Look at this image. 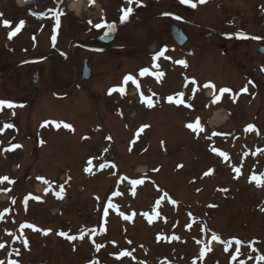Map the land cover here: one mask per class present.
<instances>
[{
	"label": "rangeland",
	"instance_id": "374dc122",
	"mask_svg": "<svg viewBox=\"0 0 264 264\" xmlns=\"http://www.w3.org/2000/svg\"><path fill=\"white\" fill-rule=\"evenodd\" d=\"M21 1L23 10H16L18 0H0V19L5 11L14 18L46 9L52 0ZM98 1L108 4L110 10H106L114 20L116 7L125 8L126 3ZM192 2L195 8L180 0H140L139 7L128 4L133 8L129 25L148 34L145 43L150 48L146 51L154 52L159 47L150 32L157 27L162 35L157 34L158 40L171 43V23L164 18H148L162 12L177 10L182 14L187 21L177 25L194 44L222 41L200 36L210 30L232 33L225 43V53L210 50L208 44L200 46L203 54L197 56L189 48L176 49L177 57H170L172 66L163 61L165 79L161 85L143 81L149 91L144 97L152 101V106L136 105L134 95L123 103L115 98L105 101L100 91L87 97L84 105L88 110L74 108L65 99L59 102L52 89L55 94L73 91L74 70L69 61V78L64 82L55 78L51 88L48 78L41 77L38 84L32 82L41 65H34L30 78L20 83L3 82V89L19 105L16 111L21 119L17 124L21 129L25 125L34 128L41 145L37 149L40 142L25 143L21 135L16 141L10 140L14 131H7L0 141V177L14 181L0 183L2 264H264L260 259L264 257V183L257 186L258 180H264V56L257 53V42L240 39L236 49L232 44L234 34L241 31L264 38V0ZM137 13L144 16L138 15L135 21L147 24L134 21L132 15ZM99 14L95 9L78 20L70 17L66 29L84 27L83 21L98 20ZM29 24L32 33L44 32L48 42L44 38V49L33 50L32 56L60 43L53 34L57 29L54 23L42 24L33 18ZM195 24L210 30L195 29ZM61 42L65 47L69 40ZM145 61L128 57L118 71L132 75L137 82L135 70ZM177 61H185L187 67ZM61 64L65 63L59 61ZM9 68L3 65L0 73L5 74ZM44 68L45 75L58 70L51 69L50 63ZM21 71L17 68L14 74H26ZM188 75L210 80L215 91L223 86L237 92L246 88L252 97L248 94L240 98L236 108L228 103L230 98L222 105L216 102L207 106L208 92L194 93L196 84L189 82ZM250 78L260 84L256 90L249 84ZM255 91L259 96L255 97ZM179 93H183L182 98ZM0 94L5 96L4 92ZM119 109L123 112L115 113ZM89 110L96 112V118L90 119ZM229 111L232 116L226 122ZM216 113L222 116V122L212 124ZM4 118L10 119L8 115ZM197 121L202 131L187 127ZM253 123L261 130L260 138L247 132ZM94 127L105 129L102 134L106 140L100 139L97 131L91 138H81ZM110 134L116 140H108ZM14 145L21 147L5 151ZM209 170L211 174L205 175ZM133 180L142 183L133 186ZM162 199L167 204L159 207ZM109 203L115 207L109 208ZM25 224L49 234L25 228ZM81 235L83 239L66 238ZM213 235L220 240H213Z\"/></svg>",
	"mask_w": 264,
	"mask_h": 264
},
{
	"label": "flooded vegetation",
	"instance_id": "af4514ba",
	"mask_svg": "<svg viewBox=\"0 0 264 264\" xmlns=\"http://www.w3.org/2000/svg\"><path fill=\"white\" fill-rule=\"evenodd\" d=\"M72 2L80 3L82 4V11L83 13L87 12H92V10L97 9L100 14L96 18H89L87 16L85 21H83L84 27H78L75 29H72L71 31L66 29L65 22L68 20V18L73 17V19L78 20V18H81L82 15L78 16L75 12L70 10V5ZM102 3V2H100ZM98 3L93 4L91 0H52L50 1L51 6H49L46 9H41L39 11H36L39 13V22L40 23H54V26L56 25V18H55V13L56 12H62L63 15L60 16V25L58 30L55 31L56 37L58 38L59 44H54L53 46L51 45V48L48 49L47 52L42 53L38 55L37 57H44L47 56L51 51L55 53L51 54L48 57L39 59L38 62L35 64V66H43L41 72L37 71L35 74L39 76V81L41 80V77L48 78L49 79V85L50 88L52 80L57 78L59 82H64L69 78V73H67V66L69 65V62L71 64V68L74 70V75H73V83L71 87H74L73 91L70 93H67L66 95H55L52 91L53 97L58 99L59 102L61 99H65L69 103H72V106L83 108L85 110H88V108L84 105V102L86 99L90 98L89 96L92 95L93 91H100V96L104 98L105 101L107 100H114L118 99L120 103H123L126 99H129V97L133 96L135 97V103L136 105H139L141 107H145V97L144 93H148V89H146L145 85L143 84V81L145 80L146 85H148V81H150L155 87H158L161 85L162 81L165 79L164 76L160 79H156L153 77L152 73L158 74V68L160 67H154V59H155V54L153 51H146V49L150 48V44H146L145 41H147V36L148 34L146 33H140L135 31L136 28L133 26L129 25L128 19L121 23V16L122 12L121 9H126L123 6H119V8L116 7V19H112L109 11L106 10L108 9V4H101V8ZM45 4V3H44ZM42 4V6L44 5ZM104 6V7H102ZM84 9V10H83ZM16 10H23L21 8H18ZM89 10V11H88ZM110 10V8H109ZM178 11L174 10V12L169 11V12H162L159 15L155 14V18L153 17H148L150 19H160L164 18L165 21H168V24L171 23L169 26V36L171 37L170 34V29L173 25H176L177 22V16H178ZM82 13V14H83ZM1 17L3 19H0V68H2L3 65L5 66H10L9 71L10 73H5L2 74L0 73V91L5 93L1 95L0 94V99H3L5 101H10L12 103L17 102L14 100L15 98L12 96H8V91L3 89V86L5 83L3 82H9L11 85L13 82H18L20 83L22 80L25 78H30L31 75V68L33 67L32 62H27V60H30L33 56V50H40L44 49L43 47V40L44 38L46 39L47 42V37L44 32H37L35 33L31 32L30 29V24L29 21L32 19L31 16L29 15V12L25 14V16H20V15H14L13 16L9 15V11L3 12ZM8 16H6V15ZM138 15H141L137 13ZM158 14V13H157ZM144 16V15H141ZM144 19V17L142 18ZM96 20V21H95ZM3 21H9L11 22V28L4 27L2 22ZM23 21V27L20 29V31L12 38H8V34L10 31L14 30L20 23ZM91 21V24L89 23ZM114 24L115 25V35L109 34L107 39H112L114 37L113 42L110 44H102L99 39L104 36L106 28H100L97 29L94 27V25L97 24ZM186 23V21H185ZM138 24H147L145 21H141ZM180 27V26H179ZM195 29H199L201 31L208 30V28L203 27L202 25H195ZM158 29H154L153 31L151 30L150 32L153 34V37L155 38V44L156 46L159 45L157 48V53H159V58L162 62H167L168 65L172 66L173 59L170 58L172 54H174L177 57L176 49L179 50H186L190 49L192 53H195V55H201L203 53L200 52L202 48L200 46L207 45L210 50L218 49L220 50V53H223V47L225 46L226 39H228V36L226 35L225 32L222 31H217L214 30L211 31L208 34L201 35V37H205L207 40L211 39H221L222 41L218 42H212L207 41L205 42L206 44H198V43H193L191 40V37H189V42L182 48L178 47L177 44L171 40V43H163L162 40H158L159 37H157V34L162 36L160 33V27H157ZM181 28V27H180ZM47 31H45L46 33ZM216 32V33H215ZM168 34V33H167ZM60 35V39H59ZM211 35V36H210ZM151 36V35H150ZM208 36L210 38L208 39ZM72 37V39H70ZM172 38V37H171ZM68 39L69 42L66 43L65 47H63L62 42L63 40ZM162 39V37H161ZM221 42V44L219 43ZM48 44V42H47ZM234 49H236V46L238 44H241L237 40H234L232 42ZM221 45V46H220ZM35 48V49H34ZM71 48L72 52L71 53ZM57 49V50H56ZM61 51H59V50ZM144 50L146 52H144ZM69 52V56L66 57L65 53ZM148 56V59L145 58L144 54ZM163 53V55H161ZM208 56V55H206ZM128 57H132L134 59H139V60H146L143 65L139 64L137 67L138 71L136 72L139 79L137 82L134 84L131 80L128 81L127 84L124 83L125 77L129 76V74H126L122 71L119 70V65L123 61H127ZM177 59V58H176ZM176 59L174 61H176ZM51 60V62L49 61ZM59 61H63L65 64L58 65ZM69 61V62H68ZM50 63L51 69L57 68V72L54 71V74L50 73L45 75L44 72H46L45 65ZM18 69L21 68V72H24L26 74H14V72ZM84 68L90 69L91 76L89 80H84ZM162 70H164V66L161 67ZM30 69V72L28 74V70ZM148 69V72L145 73L144 75H141L142 70ZM50 70V69H49ZM101 71V72H99ZM150 76L152 80H148L147 76ZM132 76V75H131ZM189 79V82L192 80H195L196 86L192 90L194 93H207L208 90L202 89L203 85L206 83H209L210 80H197L194 79L191 75L187 76ZM253 79L250 78V81ZM256 80V79H255ZM203 81V82H202ZM212 83V82H210ZM137 84L139 87H137ZM91 86V87H90ZM229 89L228 86H225ZM123 88L124 92L123 94L120 91H112L111 94H109L110 90L112 89H120ZM136 90V93L134 92ZM230 92L226 93H231V97L227 96V98H230L231 100L228 102L232 106L237 107V99H235L234 96H237V91L234 89H230ZM12 90H10L11 92ZM9 92V93H10ZM255 96L256 91L254 92ZM7 94V95H6ZM74 94V95H73ZM215 95V92L213 91L211 95H209L208 98H210L208 101H206V105L212 104L213 100L211 99L212 96ZM219 95H221V92L219 91ZM234 95V96H233ZM88 97V98H87ZM207 98V99H208ZM65 102V101H64ZM224 103V102H223ZM171 106V104H169ZM64 108V107H63ZM17 108L15 107L14 109H9V108H4L2 111H0V141H4V134L7 131H14V137L10 140H15L19 139L21 135V140L23 142L28 143L30 141H39V137L35 136L33 134L34 128H32L30 125H25L23 129L19 127L17 124L16 120L21 119V115L19 114L18 111H16ZM98 112V110H96ZM99 111L98 113H100ZM118 112H123L121 109L119 111H115V113L118 114ZM90 113V119H93L94 113L89 110ZM5 115H8L10 119L5 120ZM115 116V115H114ZM92 117V118H91ZM116 117V116H115ZM5 124H11L13 127L11 128H5ZM18 125V126H17ZM104 128L100 127L98 130L97 127L92 128L90 132H84L81 138L88 139L89 137H93V132L97 131L99 138L102 140H106L104 134ZM2 138V139H1ZM108 140H116L115 137L110 134L108 136ZM22 142V141H21Z\"/></svg>",
	"mask_w": 264,
	"mask_h": 264
},
{
	"label": "snow or ice",
	"instance_id": "6c2138e0",
	"mask_svg": "<svg viewBox=\"0 0 264 264\" xmlns=\"http://www.w3.org/2000/svg\"><path fill=\"white\" fill-rule=\"evenodd\" d=\"M91 2H94V0H91ZM204 2H206V0H199V3H204ZM126 3H128L129 5L136 4L137 7L142 6V5L140 4V0H126ZM180 3H181V4L188 5V6L193 7V8L196 7V4L193 3L192 0H180ZM121 12H122L121 23H123V22H125V21L128 19V17L132 14V12H133V8L130 6V7H128L127 9H121ZM61 15H63L62 12H56V13H55L56 27H57V29L59 28V25H60V16H61ZM89 23L91 24V21H89ZM2 24H3L4 27L11 28V22H9V21H3ZM22 27H23V21H22V22L20 23V25H18L14 30H12V31L9 32V34H8V38H9V39H12V38H13V37H14V36L20 31V29H21ZM94 27H96L97 29H100V28H106V29L108 30V32H111V31H114V30H115V25H114V24H105V23H101V24L94 25ZM239 38H241V39H247V38H249V37H247V36H245L244 34L241 33L240 36H239ZM252 38H253V39H257L256 37H252ZM54 40H55V37H53V41H54ZM161 55H163V53H161ZM177 63L183 65L184 67H187V63H186L185 61H177ZM154 67H158V65H154ZM147 72H148V69H144V70H142L141 75H144V74L147 73ZM160 75H163V73H161ZM130 80H131L134 84L136 83L135 79H134L131 75L125 77V79H124V83L127 84L128 81H130ZM191 83L195 84V80H192ZM205 86H206V87H210V88H214V87H215V86L212 85V84H208V85H205ZM137 87H139L138 84H137ZM112 91H120V92L123 94L124 89H123V88H120V89H112V90H110L109 94H111ZM230 91H231V90H230V89H227V88H224V89H221V90H220L221 94L226 93V92H230ZM242 91L246 92L247 89L245 88V89H243ZM178 95H179L181 98L183 97V93H179ZM168 100H169V102H173V98H172V97H169ZM218 100H219V97L214 96V98H213V103L218 102ZM179 102L182 103L183 100L181 99ZM148 103H149V106H152L150 101H149ZM18 106H19V105H15V104H13V103L10 102V101L0 100V111H2L4 108L14 109L15 107H18ZM4 127H5V128H9V127H13V126H12L11 124H5ZM63 127H65V128H70L71 126H70V125H67V124H64ZM145 127H147V126H145ZM187 127L190 128V129H192L193 131H196V130H201V131H202V130H203V129L200 128V126H199V121H197L196 124H188ZM249 130H254V129H252V126H249ZM19 147H21V146H20V145H14L12 148L5 149V151H11V150H14V148H19ZM222 155H223V154H222ZM157 170H158V169H157ZM211 171H212V170H209V172L205 173V175H209V174H211ZM237 171H239V170L237 169ZM253 179H256V178L253 177ZM4 181H8L9 183H14V181H10L8 177H0V183H3ZM131 183H132L133 186H135V185H137V184H141L142 181H140V180H133V181H131ZM261 183H264V180H258V181H257V186H260ZM222 191H227V190L224 189V190H222ZM35 199L39 200L38 197H36ZM173 203H174V202H173ZM108 207H109V208H114L115 205L109 203V204H108ZM105 214H107V211H106V210H105ZM125 219H127V217H125ZM24 227H25V228H32V229L35 230V231H42V233H43L44 235L49 234L48 231L41 230V229H37V228H35L34 225L25 224ZM93 231H94V230H93ZM61 235H64V234L61 233ZM66 238H67V239H70V240H75V239H77V238H79V239H83L84 237H83V235H81L80 237L70 236V237H66ZM173 239H178V237H173ZM212 239H213V240H216V241H219V240H220V238H219L218 236H215V235H213ZM197 243H199V241H197ZM237 243H238V242H237ZM25 246H27V244H26ZM0 247H2V245H0ZM96 247H97V250H99L100 245H97ZM205 247H206V250H207V251H210V250H211L210 247H208L207 245H206ZM204 254H205L204 251H202V252H201V257H203ZM123 255H129V253L124 252ZM260 259H261L262 261H264V257H260ZM0 264H2V262H0Z\"/></svg>",
	"mask_w": 264,
	"mask_h": 264
},
{
	"label": "water",
	"instance_id": "95a60500",
	"mask_svg": "<svg viewBox=\"0 0 264 264\" xmlns=\"http://www.w3.org/2000/svg\"><path fill=\"white\" fill-rule=\"evenodd\" d=\"M171 35L174 39V41L180 46V47H183L187 41H188V38L186 37V35L184 34V32L182 30H180L178 27L176 26H173L171 28ZM102 42H106V43H109L111 42L110 40L109 41H106L104 38L101 39ZM259 53L263 54L264 55V48H261L259 49ZM88 76H86L84 79H89L90 78V72L87 73ZM38 82V79L36 78V80L34 81V83H37Z\"/></svg>",
	"mask_w": 264,
	"mask_h": 264
},
{
	"label": "bare ground",
	"instance_id": "6f19581e",
	"mask_svg": "<svg viewBox=\"0 0 264 264\" xmlns=\"http://www.w3.org/2000/svg\"><path fill=\"white\" fill-rule=\"evenodd\" d=\"M18 6L20 8H23L22 4L21 3H18ZM70 10L75 12L78 16L82 15L83 11H82V4L80 3H76V2H72V4L70 5ZM210 94V93H209ZM217 122H222V116H220L219 114H217L213 121H212V124L214 123H217ZM141 170V168H140ZM39 191L42 190V187L38 189ZM5 196H3L4 198ZM5 199V198H4Z\"/></svg>",
	"mask_w": 264,
	"mask_h": 264
}]
</instances>
